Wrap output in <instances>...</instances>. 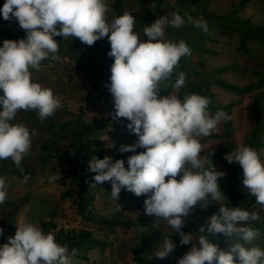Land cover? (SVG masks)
Listing matches in <instances>:
<instances>
[{
	"label": "rangeland",
	"instance_id": "374dc122",
	"mask_svg": "<svg viewBox=\"0 0 264 264\" xmlns=\"http://www.w3.org/2000/svg\"><path fill=\"white\" fill-rule=\"evenodd\" d=\"M119 1L122 14L128 12L134 16V31L142 42L147 39L144 28L160 16L171 18L179 13L184 17L187 13L194 21L207 20L206 33L187 22L180 28L167 26L164 29L165 40H183L192 52L180 59L170 79L161 82L158 96L175 92L183 98L181 90L185 88L186 95L198 90L221 105H232L229 126L222 121L213 132L223 134L230 128L229 138L197 137L203 146L201 155L227 154L238 146L252 145L264 162V0L245 3L243 0ZM4 3L5 0H0V8ZM115 3L116 0H107L109 22L118 16ZM25 38L26 32L15 18L5 21L0 14V47L4 40ZM54 39L59 44L57 55L62 60L46 59L41 62L40 70L30 69V72L33 82L53 90L62 107L43 122L35 110L20 111L12 121L24 124L30 133L35 130V135H32L30 154L21 162L23 171L11 159L0 160V177L9 185L8 198L0 204V228L3 229L0 247L8 243V238L15 235L16 226L24 222L36 224L45 234L53 233L59 244L68 246L69 253L77 249L73 264H137L134 252L160 264H177L192 244H198L202 235L200 227L216 213L219 205L210 200L206 209L197 205L185 218L182 231L192 237V244L188 245L180 243V234L174 233L164 220L145 214L144 201L150 194L133 199L132 192L123 190V199L117 201L122 206L121 211H112L111 182L91 187L95 173L88 171V162L93 156L99 159L107 156L113 162L124 160L127 168V158L134 153H121L119 149L122 145L134 144L138 137L127 129L126 118L114 119V98L109 91L114 58L107 55L110 42L104 37L88 46L78 38ZM220 68L231 69L219 71ZM179 72L186 74V83L176 89L173 85ZM203 77L209 79L208 86ZM216 79L249 90L231 92L217 86ZM256 107L260 123L255 136L253 111ZM208 110L211 115V109ZM93 118L104 124L88 133L83 125L90 124ZM145 150L137 148L136 154ZM211 158L215 169L225 173L218 184L226 204L231 203V199H235L237 173L239 179H243L242 168L228 163L225 158ZM25 175L29 177L27 182ZM53 176L55 180L51 179ZM245 196L255 199L250 194ZM259 206L255 202L250 208L259 213V220L238 225L258 230L259 236L250 244L235 235L208 236L209 241L224 252H230L237 243L264 250V211ZM165 239H172L176 248L168 257L160 259L155 255Z\"/></svg>",
	"mask_w": 264,
	"mask_h": 264
},
{
	"label": "clouds",
	"instance_id": "9594fccd",
	"mask_svg": "<svg viewBox=\"0 0 264 264\" xmlns=\"http://www.w3.org/2000/svg\"><path fill=\"white\" fill-rule=\"evenodd\" d=\"M108 13L107 0H5L0 14L5 21L15 18L26 38L4 40L0 47V160L11 159L21 168L22 160L30 154L35 130L30 133L24 124L12 123L18 112L35 110L43 122L62 107L53 90L33 82L30 72L40 70L46 59L62 60L54 37L78 38L88 46L107 37V55L114 58L109 87L114 98V119L126 118L127 129L138 140L119 149L121 153H134L127 158V168L122 159L113 162L111 157L93 156L88 162V171L95 173L91 187L111 182L113 212L121 211L117 201L122 190L136 196L150 194L144 201L145 214L164 220L174 233L180 234L183 245L192 244L191 235L182 231L185 218L197 205L206 209L210 200L221 202L218 212L200 227L198 244H192L177 264H264V250L259 246L237 243L230 252H224L208 239L235 235L250 244L259 236L258 230L238 226L259 220L258 212L222 203L226 197L218 179L225 173L215 169L213 152L201 155L203 146L197 139L210 136L231 117L223 110L210 115V99L195 93L183 98L175 92L158 96L161 82L170 79L180 59L192 52L183 40H165L164 29L180 28L187 22L206 33L207 20L194 21L187 13L184 17L179 13L171 18L160 16L144 28L147 39L142 42L134 31L136 20L132 14L125 12L109 22ZM185 83L186 74L179 72L173 87L179 89ZM137 148L146 151L136 154ZM224 158L242 168L244 188L264 207V162L257 151L238 146ZM28 178L25 175L24 181ZM8 188L0 177V204L7 200ZM205 232L207 236L203 235ZM175 248L172 239H165L155 256L164 259ZM77 253L75 248L69 253L68 246L59 244L53 233L45 234L36 224L21 222L15 235L0 247V264H73Z\"/></svg>",
	"mask_w": 264,
	"mask_h": 264
},
{
	"label": "trees",
	"instance_id": "16d2710c",
	"mask_svg": "<svg viewBox=\"0 0 264 264\" xmlns=\"http://www.w3.org/2000/svg\"><path fill=\"white\" fill-rule=\"evenodd\" d=\"M147 1L148 2H152L153 0H147ZM199 1L200 0H192L193 3H196V2H199ZM247 1H249V0H243L242 2L245 3ZM241 4H243V3H241ZM115 12L117 13L118 16L122 15L121 4H120V1L119 0H116V3H115ZM229 69H231V68H220L219 71H227ZM202 80L206 83V85L209 84V81H208L209 79L203 77ZM214 81H215V83H216L217 86L221 87L222 89L231 91V92H244V91H248L249 90L248 87H245L243 89H240L238 87H235L234 85H232V84H230V83H228V82H226V81H224L222 79H216ZM194 93L195 94H198V95H201L198 90L195 91ZM186 94H187V92L185 91V88H182V90H181V97L182 96L184 97V95H186ZM165 96H166V93H163L160 96V98H163ZM201 96H205V97H207V98L210 99L211 103L209 104V108L211 109V115H214L219 110H223L227 114L230 113V111L232 109V105H221L216 100L212 99V97L210 95H208V94L207 95H201ZM253 120H254L255 127H256V131L254 132V135L256 136L258 134V126H259V123H260V119H259V114H258L257 107L253 111ZM226 123L229 126V120H227ZM103 124H104V122L98 121V119L93 118L92 119V122L90 124H84L83 125V130L84 131H87L89 133L90 130L95 129L94 127L99 128V126H101ZM229 133H230V128H227L226 129V133H223V134H213L212 133L210 136H207L206 138L207 139H212V138H224V139H227V138H229ZM251 147H252V145H251ZM210 154H211V152L208 153V155H210ZM212 157H214V158L215 157L224 158L225 157V154L213 152ZM124 194L125 193L122 190L121 193H120L119 201H121L123 199ZM132 198L133 199H139L140 196H136L133 193ZM59 234H62V231H60ZM134 260H135V262L137 264H160V263H157V262H154V261H151V260H148V259L143 258L142 256L139 255L138 252H134Z\"/></svg>",
	"mask_w": 264,
	"mask_h": 264
},
{
	"label": "crops",
	"instance_id": "0c3cea01",
	"mask_svg": "<svg viewBox=\"0 0 264 264\" xmlns=\"http://www.w3.org/2000/svg\"><path fill=\"white\" fill-rule=\"evenodd\" d=\"M238 174V180L235 183V199H231V203L226 204L225 199L222 201V203L229 207V205H235V207H239L243 210L249 211L250 213L253 212L250 210V208L255 205L256 199H247L246 194H248L247 190L244 188L242 184V179H239V173ZM219 206L220 202L215 201ZM219 206L216 208V213L219 210ZM260 209L264 211V207L259 206ZM263 214V213H261Z\"/></svg>",
	"mask_w": 264,
	"mask_h": 264
}]
</instances>
